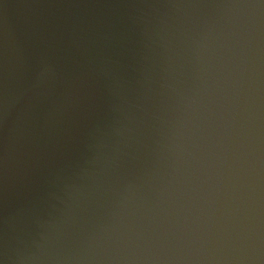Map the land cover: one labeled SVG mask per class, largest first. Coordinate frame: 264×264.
I'll return each instance as SVG.
<instances>
[{
  "label": "clouds",
  "instance_id": "clouds-1",
  "mask_svg": "<svg viewBox=\"0 0 264 264\" xmlns=\"http://www.w3.org/2000/svg\"><path fill=\"white\" fill-rule=\"evenodd\" d=\"M0 264H264V0H0Z\"/></svg>",
  "mask_w": 264,
  "mask_h": 264
}]
</instances>
